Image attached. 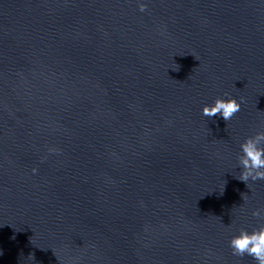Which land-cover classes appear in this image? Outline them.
<instances>
[{"label":"water","instance_id":"water-1","mask_svg":"<svg viewBox=\"0 0 264 264\" xmlns=\"http://www.w3.org/2000/svg\"><path fill=\"white\" fill-rule=\"evenodd\" d=\"M260 130L264 0H0V264H257Z\"/></svg>","mask_w":264,"mask_h":264},{"label":"clouds","instance_id":"clouds-1","mask_svg":"<svg viewBox=\"0 0 264 264\" xmlns=\"http://www.w3.org/2000/svg\"><path fill=\"white\" fill-rule=\"evenodd\" d=\"M139 10L145 12L147 5L143 2L139 4ZM196 57V56H195ZM196 59H198L196 57ZM242 103L236 98L218 97L214 104L203 107V115L209 119L222 116L225 121H230L233 116L241 111ZM243 155L240 156L239 162L242 172L238 178L247 183L251 180L264 181V130L257 131L254 135L246 138L241 145ZM50 151H57L50 149ZM38 169L34 168L33 172ZM253 216L264 219V209H256ZM232 254L243 258L244 256L252 257L257 264H264V226L259 227L251 232L242 229L238 235H235L230 241Z\"/></svg>","mask_w":264,"mask_h":264}]
</instances>
